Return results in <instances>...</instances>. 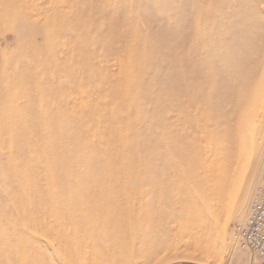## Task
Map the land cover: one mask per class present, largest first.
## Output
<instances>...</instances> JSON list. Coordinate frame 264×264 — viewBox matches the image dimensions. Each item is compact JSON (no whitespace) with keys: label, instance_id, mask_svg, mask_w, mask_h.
Masks as SVG:
<instances>
[{"label":"rangeland","instance_id":"obj_1","mask_svg":"<svg viewBox=\"0 0 264 264\" xmlns=\"http://www.w3.org/2000/svg\"><path fill=\"white\" fill-rule=\"evenodd\" d=\"M127 3L0 0V264H264V0Z\"/></svg>","mask_w":264,"mask_h":264},{"label":"snow or ice","instance_id":"obj_2","mask_svg":"<svg viewBox=\"0 0 264 264\" xmlns=\"http://www.w3.org/2000/svg\"><path fill=\"white\" fill-rule=\"evenodd\" d=\"M124 3V0H121ZM171 0H157L159 5L170 3ZM130 8L133 12L136 9V0H131V3L124 5ZM264 47V24L259 28V35H256L255 30L252 34L244 38L240 32L234 33V38L226 47L222 48L220 52L213 58V63L210 67L206 66V70L210 77H215L219 89L227 90L236 70L245 61L250 58L256 50ZM259 156L264 162V140L261 141Z\"/></svg>","mask_w":264,"mask_h":264},{"label":"built area","instance_id":"obj_3","mask_svg":"<svg viewBox=\"0 0 264 264\" xmlns=\"http://www.w3.org/2000/svg\"><path fill=\"white\" fill-rule=\"evenodd\" d=\"M233 231L243 246L264 261V172L248 215L234 224Z\"/></svg>","mask_w":264,"mask_h":264},{"label":"bare ground","instance_id":"obj_4","mask_svg":"<svg viewBox=\"0 0 264 264\" xmlns=\"http://www.w3.org/2000/svg\"><path fill=\"white\" fill-rule=\"evenodd\" d=\"M261 113L258 115V120L257 121H260L261 120V118H262V110L260 111ZM217 154V153H216ZM212 167H215V165H213V161H211L210 163H209Z\"/></svg>","mask_w":264,"mask_h":264}]
</instances>
